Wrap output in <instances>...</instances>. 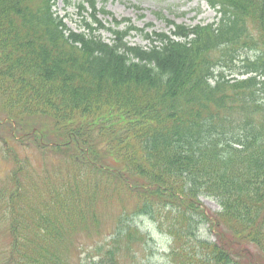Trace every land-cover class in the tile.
<instances>
[{
	"label": "trees",
	"instance_id": "16d2710c",
	"mask_svg": "<svg viewBox=\"0 0 264 264\" xmlns=\"http://www.w3.org/2000/svg\"><path fill=\"white\" fill-rule=\"evenodd\" d=\"M55 1L0 0V264H80L89 246L90 264H128L139 216L169 264H264V0H206L216 20L169 33L106 27L94 0L74 31Z\"/></svg>",
	"mask_w": 264,
	"mask_h": 264
},
{
	"label": "rangeland",
	"instance_id": "374dc122",
	"mask_svg": "<svg viewBox=\"0 0 264 264\" xmlns=\"http://www.w3.org/2000/svg\"><path fill=\"white\" fill-rule=\"evenodd\" d=\"M83 0H56L53 10L59 16L65 17V23L68 27L74 30H80L83 26L82 18L89 17L90 10H79L77 8L78 3ZM84 2V1H83ZM98 8H104L110 11L116 19H122L124 17L130 18L131 21L139 28H146L147 31H168L169 26L166 24L167 20H173L177 23H185L187 25H194L196 23L211 22L215 17V11L210 8L203 0H96ZM85 5V4H84ZM99 17L105 21H111V16L99 15ZM111 25V24H106ZM100 35L106 41L112 39V35L108 31H101ZM132 44L147 45V41L140 34H132L127 38ZM250 55L252 53H249ZM227 73V71H226ZM29 156L35 157V159L41 163L38 153L32 149H22ZM5 148L0 142V182L5 180L9 171L12 168L11 163L3 161V155ZM45 167V166H44ZM47 167H52L50 164ZM200 208L205 213H215L220 209L217 201L211 197L200 196ZM115 213L112 208H107L104 211L106 231L104 235L97 239V243L105 245V241L108 239L109 228L113 223L112 218L109 215ZM135 224L140 231L145 235V242H138L135 246V256L130 259L126 256L128 264H169L168 252L170 250L171 239L160 233L155 224L147 217H136ZM213 229L209 228L208 224L202 223L199 226V236L202 239H208L213 241L214 235ZM88 244L93 243L90 240H86ZM85 241V242H86ZM87 247V246H86ZM94 246L87 247L81 253L80 264H90L92 257L96 260L94 250H87ZM88 253V254H87ZM87 254V255H86Z\"/></svg>",
	"mask_w": 264,
	"mask_h": 264
}]
</instances>
